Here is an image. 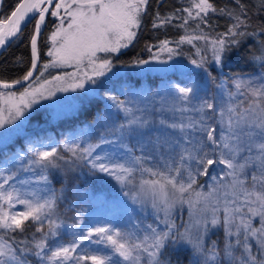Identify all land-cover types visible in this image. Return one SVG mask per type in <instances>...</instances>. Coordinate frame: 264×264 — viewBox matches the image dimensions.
<instances>
[{
  "label": "snow or ice",
  "instance_id": "snow-or-ice-1",
  "mask_svg": "<svg viewBox=\"0 0 264 264\" xmlns=\"http://www.w3.org/2000/svg\"><path fill=\"white\" fill-rule=\"evenodd\" d=\"M148 2L20 0L8 16L0 17V48L19 39L23 35V26L38 17L30 38L31 69L20 79L0 80V129L15 124L39 99L54 96L56 91L84 89L86 83L99 85L100 78L112 69L111 59L102 58L100 54L118 53L132 43ZM189 2L190 7L183 9L187 13L185 23L188 19L207 23L208 14L218 11L234 22L216 39L203 33L186 34L176 42L177 47L204 40L211 49L212 62L222 65L230 49L239 43L237 37L247 35L243 30L248 26L244 6L239 5L240 13L236 14L233 10L217 9L210 0ZM260 3L264 7V0ZM47 15L57 18L59 23L50 34L52 47L47 55L52 60L44 64L43 69L68 66L74 71L44 80L37 86L30 83L19 93L12 91L15 85L33 80L39 59L37 41ZM168 23H171V17L157 14L153 26ZM169 43L168 40L161 41L158 53L151 59L159 61V53L166 52L167 61H172L182 54L169 47ZM200 51L197 49V53ZM254 60L264 67V46ZM207 62L204 55L190 60L191 65L203 69L206 74ZM135 63L148 64L149 61ZM208 78L214 83L210 75ZM38 81L39 76L34 82ZM215 87L217 94L213 96L206 86L195 80L168 83L166 96L171 98L172 110L190 115L179 121H159L165 128L179 133V136H156L150 141L158 151L165 149L167 155L161 153L153 157L145 154L143 146L122 145L128 153L126 160L115 154L93 157L102 144L114 142L106 139L83 148L78 143L63 146L77 160L87 161L92 169L111 175L121 184H132L137 173L141 177L145 174L152 177L141 179L134 190L125 194L134 202L151 204L157 217L155 226L145 225L141 230L134 222L131 228L96 225L82 232L73 242L57 244L53 248L49 237L57 236L56 229L60 225L50 217L58 197L54 193L46 197L32 193V199H22V193L10 184L17 173L0 167V179L3 180L0 183V231L3 233L0 234V264H28L29 254L39 258L40 264H170L167 249L176 244L191 247L196 256L195 264H264V76L257 79L236 77L231 81V87L223 81ZM201 91L205 92L204 96L200 95ZM110 99L127 116L126 123L117 130L120 137L152 123L135 100ZM161 111H164L163 102ZM136 150L141 155H134ZM33 154L35 159L29 164L42 169L59 167L57 161L64 159L58 155L56 147L35 150ZM147 162H152L155 167H146ZM216 165L221 166L220 172L211 175L210 169ZM198 176H210L212 183L207 191H204V185L198 184ZM40 180L47 181V176L41 175ZM14 203L23 205L24 210L10 211ZM185 206L189 221L177 226L171 216ZM161 214L162 221L159 220ZM46 218L47 232L43 228ZM26 221L40 224L37 231L42 235L39 239L34 237L31 241L18 243L14 237L4 239V235L10 233H23ZM217 229H222L225 234L223 249L215 241L210 245L206 243L209 233ZM84 241L102 247L87 254H76Z\"/></svg>",
  "mask_w": 264,
  "mask_h": 264
},
{
  "label": "rangeland",
  "instance_id": "rangeland-1",
  "mask_svg": "<svg viewBox=\"0 0 264 264\" xmlns=\"http://www.w3.org/2000/svg\"><path fill=\"white\" fill-rule=\"evenodd\" d=\"M182 1L185 2L189 0ZM61 15H63V13H61ZM58 23V19L54 17L51 31L48 34L49 48L46 52V58L43 63H41L35 75V77L39 76V81L34 82L35 77L30 81L33 86H37L38 83L44 80H51L54 76L74 71L73 67L68 66L50 67L46 71L43 69V65L52 60V57L47 55L52 47L50 34ZM174 48L182 54L175 56L172 61H167L168 53L164 52L159 53V61L152 60V56L143 59L148 60V64L117 67L112 63L111 71L108 72L105 77L100 78L101 83L99 85L86 83L84 89H78L76 91L70 90L68 92L56 91L54 96L46 99H39L31 108L26 110L24 116L20 117L15 124L6 125L5 128L0 129V167L17 173L15 180L11 181L10 184L22 193L21 198L32 199V193H35L38 197H46L53 193L57 197L59 195V190L52 185L46 173V169L29 164L30 160L35 159L33 154L35 150L45 151L51 150V147H56L57 149L63 148L68 151L63 147L65 144L72 145L78 143L80 147L83 148L87 147L89 144L95 145L99 143L101 139H106L114 142L102 144L93 153V157L96 155L103 156L105 154H115L116 157H123L126 160L128 159V153L122 145L133 148L143 146L145 154H151L153 157L161 153L167 155L165 149L161 148L158 151L150 141L156 136H164L166 134L169 136H179V133L165 128L159 121L161 119L169 122L174 120L179 121L183 116L190 115L189 113L182 114L172 110L171 98L166 96L167 85L170 81L188 83L189 80H195L206 86L208 93L216 96L217 89L215 87L214 90H210L211 84L215 86L223 81L228 87H231V81L236 77L257 79L264 76V71L250 75L231 74L229 76L226 75L224 78L221 76L219 81L215 82L214 80L213 84L208 78V73L206 74L203 69H199L190 63L191 59H199L200 55L212 59L211 49L206 41L194 40L192 44L186 43L182 49L178 47ZM197 49L201 51L197 53ZM205 49H207V51H205ZM115 54L116 53H102L100 55L102 58L111 59V61H113V56ZM191 69L198 71V74L202 77L201 81L195 79L193 73H191V75L187 74V71ZM40 72H43V76H40ZM129 72L138 75H145L147 73H157L161 75L172 73L174 76L172 78L170 77L168 80H162L160 88L154 89L153 91H149L148 89L140 90L127 88L124 87L122 83L120 85L113 84L114 87L111 92H109V82L111 78L118 75L122 78L123 75ZM30 83L26 84L25 87H28ZM105 84H107V86L103 91L105 92L104 95L107 96L103 97L104 100L99 104L101 105L100 111L95 116L92 115L90 119L82 115V117H75L74 114L78 110L83 109L82 106L87 103L88 99L93 97L100 98L98 95L99 91ZM24 88L21 87L15 92L19 93L23 91ZM200 95L204 96L205 92L201 91ZM111 97L119 101H126L129 99L135 100L138 106L145 110L144 115L152 120L150 126L144 129L133 130L131 133L126 132L123 137H120L117 130L120 125L126 123L127 116L116 107L115 102L110 99ZM162 102L164 111H161ZM126 136H129L133 140V146L125 140ZM133 154L139 156L141 152L136 150ZM85 162L88 163L87 161ZM145 166L155 167L152 162H147ZM220 169L221 166L216 165L214 168L210 169V174L216 175L220 172ZM102 174L115 180L120 187V191L114 193L111 197H106L102 193L80 190L77 196L79 198L67 205L68 208L76 206V221L58 224L65 230V235L60 236L56 229L57 236L55 238L49 237L51 247L55 248L57 244H69L77 237H80L82 232H86L89 227L96 225L104 226L106 224H112L116 227L131 228L134 222L141 230H143L145 225H156L157 217L155 214L152 211H142L139 204L134 202L130 195L125 194L130 193L126 187L127 184H121L107 173ZM41 175H46L47 181L40 180ZM137 176L140 175L137 173L132 179L138 181ZM199 177L201 176H198L197 180ZM204 182H207V187H204V191H207L208 185L212 183L210 176H206L205 180L203 182L200 181L198 184L203 185ZM0 183H3L2 179H0ZM132 186V190H134L138 186V183L135 182ZM5 187L7 188L9 186L5 185ZM22 210H24L23 205L14 203V207L10 211L18 212ZM50 219L57 221L54 215H52ZM159 220L161 219L159 218ZM80 221H83V223H80ZM29 222L35 227H40L39 223L33 221ZM43 227H48L47 218L44 219ZM161 227H163V224H161ZM41 235L42 234L37 235V239H39ZM211 242L213 241L210 240L209 245ZM98 247L102 246L84 241L80 248L77 249L76 254L94 252ZM195 259L196 256L192 254L190 264H195Z\"/></svg>",
  "mask_w": 264,
  "mask_h": 264
},
{
  "label": "trees",
  "instance_id": "trees-1",
  "mask_svg": "<svg viewBox=\"0 0 264 264\" xmlns=\"http://www.w3.org/2000/svg\"><path fill=\"white\" fill-rule=\"evenodd\" d=\"M17 2L18 0H3L0 9V17H6ZM210 2H212L217 9L233 10L236 14L240 13L239 5H243L246 11L248 26L243 29L247 35L237 37L239 43L230 49L222 65L213 64L212 59L206 57L208 61L205 65L207 73L215 82H218L221 76L224 78L226 75L229 76L231 74L250 75L264 71V67H261V64L254 60V57L260 54L261 48L264 46V43H262L264 42V33H262V30H264V7L261 6L260 0H210ZM188 7H190L189 1L149 0L146 13L143 15L142 24L137 32L136 38L127 48H123L113 56L112 63L117 67H130L131 65L137 64L135 63L136 61L143 60L148 56L156 54L157 51H159L161 41L168 40L170 42L169 47L174 48L177 47L176 42L186 34L200 35L203 33L210 39H216L219 33L227 32L234 22L232 18L218 11L208 14L207 23H202L199 19H188L187 23H185L187 13L184 12L183 9ZM157 14H159L160 17H171V23L160 27H154L153 23ZM36 19H33L30 24L25 26V28H23V35L9 44L0 54V80L12 81L20 79L29 70L31 64L29 42L34 31ZM53 21L54 17L50 15L46 16L44 28L38 38V69L46 58V52L49 48L48 34L51 31ZM181 25L184 26L181 27ZM185 44L186 43L180 44L178 48L182 49ZM191 73L194 74L195 79L199 81L202 80L198 71L193 69L187 71V74L191 75ZM173 76L174 74L172 73H165L162 75L147 73L145 75H138L129 72L123 75L122 78L119 75L112 77L109 82V92H111L114 85H120L122 83L123 86L127 88L140 90L148 89L149 91H153L154 89L160 88L162 80H168ZM106 86L107 84L101 87L98 94L100 98L93 97L88 99L87 103L82 106L83 109L78 110L74 114L75 117L86 116L87 119H90L92 115L95 116L101 109V105L99 104L104 100L103 97L107 96L104 95L105 92L103 91ZM214 89L215 86L211 84L210 90ZM125 140L133 146V140L129 136H126ZM57 150L58 155L64 158L63 160L57 161L60 166L46 169V173L52 185L59 190L56 208L53 213L57 220L55 221L56 224L76 221V206L68 208L67 205L79 198L77 196L80 190L102 193L106 197H111L114 193L120 191L117 182L112 178L92 169L91 165L84 160H77L72 156L70 151H66L63 148H58ZM150 178L152 177L147 174L143 177L137 176L138 181L133 180V183L136 182L139 185L141 179ZM205 178L206 176L199 177L198 183L200 181L203 182ZM132 184L126 185L129 191L133 188ZM203 185L207 187V182H204ZM138 204L142 211H152L154 213L150 203ZM159 218L163 220V215L161 214ZM171 219L177 226L186 224L189 221V211L187 207L185 206L184 209L180 211H174ZM38 228L39 227H35L28 221L25 223V230L23 233H10L4 235V239H11L14 237L17 243L20 241H31L34 237L37 239V235L41 234L37 231ZM43 228L45 232L48 231V227ZM57 231L60 236L65 235V230H63L61 226L57 228ZM0 234H3L2 231H0ZM210 240L215 241L217 246L223 249L225 242L224 231L222 229H217L209 233L206 243L209 244ZM192 254L195 255L191 247L184 244L170 245L166 253L170 264H190ZM27 259L28 264H40L39 258L31 254L28 255Z\"/></svg>",
  "mask_w": 264,
  "mask_h": 264
},
{
  "label": "water",
  "instance_id": "water-1",
  "mask_svg": "<svg viewBox=\"0 0 264 264\" xmlns=\"http://www.w3.org/2000/svg\"><path fill=\"white\" fill-rule=\"evenodd\" d=\"M2 2H3V0H0V9H1V6H2ZM20 2V0H18V2L17 3H19ZM16 3V4H17ZM14 8H15V6L12 8V10L11 11H13L14 10ZM11 11L9 12V14L11 13ZM8 14V15H9ZM7 15V16H8ZM37 19H38V17H37ZM32 21V20H31ZM28 24H30V22L29 23H27V24H25L24 26H23V28H25V26H27ZM45 25V24H44ZM44 25L41 27V32H42V30H43V28H44ZM34 32V31H33ZM41 34V33H40ZM32 35H33V33H32ZM31 35V36H32ZM38 42V41H37ZM7 47V46H6ZM5 47V48H6ZM5 48H0V54L5 50ZM29 48H30V58H31V64H32V61H33V55H32V50H31V45H30V42H29ZM31 64H30V68H29V70L31 69ZM38 65H39V59H38V61H37V69L34 71V73H33V78L35 77V75H36V73H37V70H38ZM28 70V71H29ZM27 73V72H26ZM12 81H14V80H12ZM31 81V80H30ZM30 81H27V82H24L23 84H21V85H15L14 86V88L13 89H11V90H15V89H19V88H21V87H24L26 84H28ZM9 82H11V81H9Z\"/></svg>",
  "mask_w": 264,
  "mask_h": 264
},
{
  "label": "bare ground",
  "instance_id": "bare-ground-1",
  "mask_svg": "<svg viewBox=\"0 0 264 264\" xmlns=\"http://www.w3.org/2000/svg\"><path fill=\"white\" fill-rule=\"evenodd\" d=\"M204 48V47H203Z\"/></svg>",
  "mask_w": 264,
  "mask_h": 264
}]
</instances>
